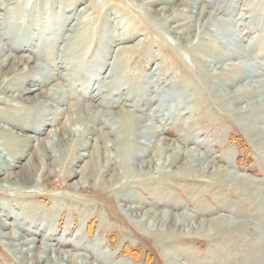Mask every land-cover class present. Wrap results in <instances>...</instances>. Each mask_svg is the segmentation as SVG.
<instances>
[{
	"label": "rangeland",
	"instance_id": "374dc122",
	"mask_svg": "<svg viewBox=\"0 0 264 264\" xmlns=\"http://www.w3.org/2000/svg\"><path fill=\"white\" fill-rule=\"evenodd\" d=\"M23 1L36 13L28 23H3L0 52L8 39L15 43L12 55L30 56L35 70L27 66L30 75L18 86L45 75L23 98L55 95L28 103L0 90V134H14L0 140V264H32L16 249L34 253L46 242L56 249L47 257L61 250L63 257L76 255L78 264H264V0H160L151 6L142 0ZM184 2L190 6L183 8ZM200 10L203 30L214 31L205 39L217 42L223 56L210 49H204L209 56L193 53L202 29L193 17ZM181 11L185 26L177 29L165 19ZM226 64L238 65L239 80L215 75ZM250 82L258 83L255 94L238 104L224 100ZM125 111L136 130L127 173L111 188L93 186L88 177L81 181L103 127L118 166L117 144L109 142L119 140L116 120ZM38 140L52 141L65 167L33 185L23 169ZM183 151L196 161L189 163ZM161 153L160 168L143 165ZM13 155L22 157L12 163ZM39 161L57 170L40 152ZM4 173L17 178L3 181ZM110 175L108 168L103 178ZM165 213L173 215L169 223L188 214L202 229H190L196 226L190 219L161 226ZM208 220L221 231L210 233ZM9 233L19 239L4 238Z\"/></svg>",
	"mask_w": 264,
	"mask_h": 264
},
{
	"label": "bare ground",
	"instance_id": "6f19581e",
	"mask_svg": "<svg viewBox=\"0 0 264 264\" xmlns=\"http://www.w3.org/2000/svg\"><path fill=\"white\" fill-rule=\"evenodd\" d=\"M142 1L147 6H151V5L155 4V3H158L160 0H142ZM25 2H27V1H25ZM101 3L102 2H100V4ZM188 4L189 3L184 2V7L183 8H188V6H190V4L189 5ZM34 8L35 7H33V6L32 7H28L27 4L24 3V1L23 2H19V0H0V13H1L0 14V33L5 28V27H3V23H8L11 26L15 25V24L18 25L21 21L24 22V23H28L29 20H30L29 19L30 16H32L33 14L36 13V12L34 13V10H33ZM22 9H25L27 11V15H26L27 17L23 16V14H22L23 12L21 11ZM162 10L165 11L166 9L162 8ZM5 12H8V13H5ZM203 13H204V11L200 10L199 13L197 14V16L193 17V19L197 21V23L195 22L196 25L197 24L198 25H202V29H201L200 33L196 36V44L192 47L193 53L197 51V52L203 53V55L207 54L209 56L210 53L212 54V53H214L216 51L217 55L223 56L225 54V52L222 49H219V44L217 42H215V41L209 42V41H207L205 39V37L212 36V33L214 31H212V33H210V30L209 31L203 30L204 28H206L205 27V25H206L205 23H200V20L202 19L201 16H202ZM208 15H209V13H208ZM209 18H210V16H208V19ZM187 19L192 20V17L190 16ZM165 20L168 23L174 24V27L178 29V27L182 28V27L185 26V24L183 22L186 20V17H184V15H183V13L181 11V13L180 12H176V13L170 14ZM193 27L195 28L196 26L194 25ZM187 29L188 28L185 27L182 31L187 30ZM13 37H15V36H13ZM2 42H3V40H2ZM4 42L5 43H2V44L5 45L6 49L4 51L2 50L0 52V54H1L0 55V78H2V80L0 81V88H1L0 90L5 91V92H17V93H19L21 95V100H23L25 102H28V103L34 102L37 97H43L44 96L45 98H49L50 99V97L53 94L52 93L49 94V93H46V92H43V93H39L38 92L36 94V96H34V98L29 97V96L23 98L25 95H28V94L38 90L39 84H43V82H44L45 75L39 76V79H37V80L29 79V83H28L27 88H22V87L18 86L20 83H23L25 81V79L27 78L28 75H30V72H28L26 70V67L27 66L31 67L32 71H34L35 69L29 63V61L31 60L30 56H28V55L26 56L25 54L17 55L16 53L12 55V53L15 52V48H16L15 47V43H13V41L11 42L10 40L7 39L6 41L4 40ZM204 49L205 50L206 49L207 50L210 49V50H212V52H210V53L208 51L205 52ZM230 56H232V54H229V57ZM200 68H201V70H203L202 66ZM238 70H239L238 65H236V64H226L224 67L218 68V71H217L218 73L215 74V75H217L218 78L219 77L223 78L224 76L225 77L229 76V78L232 77L233 80H234L232 83H234V82L237 81V79L239 80V78H240V76H238V73H237ZM40 74H41V72H40ZM8 75L9 76L12 75V76L10 78L5 77V76H8ZM207 76L208 75H206V77ZM229 78H227V79H229ZM10 84H13L15 87L13 86L14 87L13 88L12 86H10ZM252 87H254L255 89L252 88ZM257 88H259L257 82H250V84H245V85H243L241 87H237V89L234 92L229 93L227 95H224L223 98H224V100H227V98L228 99L231 98L232 100H234V102L236 104H238V102L240 101V99L243 96L247 97L249 95L255 94ZM50 91L53 92L55 90L51 89V90H49V92ZM14 94H16V93H14ZM19 104H21V103H19ZM261 105L262 104H260V106ZM12 109L16 110L17 107L11 108V110ZM20 111H21V114L25 115L24 110H20ZM80 111L81 110H79V112ZM13 116H15V115H13ZM250 119H251V117H250ZM5 120L6 119H3V121H5ZM72 120H73L72 118H69L68 122L70 123V122H72ZM116 123H117V127L115 128V133L117 135H119L120 138H119V140H117L116 138L111 140L109 142V144H110V146L113 143L117 144L116 158H117V160L119 162L118 166H117V164L114 163L115 160L113 162L110 160V158L112 156V151L114 149L110 150L109 149V145L107 144L108 141L106 139H103L102 134H103V130H105V127H103V128H101L100 131H98V136H97V140H100V143L99 144L97 143L96 145H94L95 150L89 155L88 161L86 162V164L83 166L82 170L80 171V173H81V181H83V179H86L88 177V178L91 179V181L93 183V186H98V187H102V188H108L107 186H109V188H111L112 185H115V184L119 183L121 178H123V176L127 173L128 157L129 156H132V157L134 156L131 153L132 143L130 142V139H131V137L136 135V130H135V126H134L135 119H134L133 114L131 112L125 111V112H122L121 116L116 120ZM82 125H84V124H82ZM111 133H112L111 130L109 132H107V134H111ZM13 138H14V134L9 133L8 131L7 132L5 131V133L0 134V140H5V139L6 140H11ZM67 139L68 138H66V140ZM46 142L47 141H44V140H38L37 146L35 147V150H33V155H30L28 157L27 164L25 165V167L23 169L24 172L29 174V176H28L29 180H31L34 183L33 185H39V184L42 185L45 179L50 178L51 175H54L56 173H58V174L61 173L62 169H64L63 167H65L64 166L65 158L63 157L62 160H59L57 158V155L53 154V153H55V151L53 150L52 141L49 142V146L46 144ZM63 142H64V140L61 137V139L58 140V143L62 144ZM47 147H48L49 151L47 150ZM155 148L157 149V147H155ZM61 151H62V149H61V146H60L59 153H62ZM185 151H183L182 154L186 155L185 157H187L186 159L189 160V163H191L193 161H196V159L190 154V152H185ZM39 152L42 153V155H44V157H46L48 159V161H50L49 164L51 163V165H53L57 169L55 172L47 171L44 168V164L43 163L39 164L40 163V161L38 162ZM101 152H103L102 155H101ZM63 154H66V159L68 161H71L72 156H73L72 153H70V155H69V151L68 152L65 151V152H63ZM177 156L178 155L173 154L172 157L168 158L167 159L168 165H172L174 163V161H175ZM15 157H16V159H20L22 157V155H13V156H11L12 163H14L16 161L15 159H14L15 161H13V158H15ZM101 158H103L102 161H101ZM162 158H163V156H162V153H161L159 155L158 159H156L154 162L148 161V160L146 162H143V161L142 162H143V165H146V163L151 164V165H155L156 168L158 169V168H160V165L162 164L161 163ZM34 159H36V161ZM9 166H11V165H9ZM12 166L13 167H17L16 164H14ZM7 168L8 167H5V170ZM108 168L110 170L111 175H110V178L108 180H106V179L103 178V176H104V174L107 173ZM189 168H190V166L187 165L186 168H185V171H188ZM1 170L2 169L0 168V174H2ZM216 172H218V171L216 170L215 173ZM70 174H71V172H70ZM3 175H4V177L2 179L3 181H7V180H9L11 178H17L12 173H4ZM65 178L69 180V176L66 173H64V175L62 176L63 180ZM65 183H66V181H65ZM133 212H136V210L133 209ZM168 215L171 216L172 214L165 213L162 217H160L159 222L161 223V226H168V225H172V226L182 225L183 226L190 219V220H193V222L196 224V226H194V228H193V225L191 224V228L190 229H195V230H198V231H200L202 229L201 223L195 222V220L193 218L191 219L188 216V214H182V217L179 220H176L173 217V222L172 223L168 222V219H167ZM207 222L209 223L208 226H209V229H210V233H218V232L221 231L219 229L220 228L219 227L220 223L214 222L212 220H208ZM3 226L4 225H2L0 223V228H2ZM159 227H160V225H159ZM186 227L188 228L189 226H186ZM4 238H6L7 240H9L11 242L12 241H16V240L19 239V238H17V239L14 238L13 235L10 234V233L5 235ZM46 243H48V242H46ZM46 243H42V244L36 246L37 248H35L36 250H34L36 252H34V253L31 252L33 250V248H30V247H27V248L25 247L26 250H23L21 248L20 249H16V250L19 251L21 254H23V257H25V259L29 260L32 264H43V262L46 263V264H60V263H63L67 259H69V263H71V264H78V261H77L78 257L76 255L75 256L74 255H70L69 257L68 256L67 257H63L62 256L63 253H62L61 250H58L59 255H57V256H55L53 258L52 257H47V255H46L47 251L53 252L56 249H53L54 247L52 245H54V244L49 246V245H46ZM30 244L34 245V241L27 240L25 245H30ZM33 247H35V246H33ZM49 248H50V250H48ZM66 254H68V252H66ZM61 258H62V260H60ZM88 264H94V263L93 262H88Z\"/></svg>",
	"mask_w": 264,
	"mask_h": 264
}]
</instances>
